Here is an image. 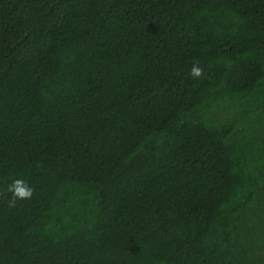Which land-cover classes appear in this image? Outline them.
I'll list each match as a JSON object with an SVG mask.
<instances>
[{
    "label": "trees",
    "instance_id": "16d2710c",
    "mask_svg": "<svg viewBox=\"0 0 264 264\" xmlns=\"http://www.w3.org/2000/svg\"><path fill=\"white\" fill-rule=\"evenodd\" d=\"M0 264H264V0H0Z\"/></svg>",
    "mask_w": 264,
    "mask_h": 264
},
{
    "label": "clouds",
    "instance_id": "9594fccd",
    "mask_svg": "<svg viewBox=\"0 0 264 264\" xmlns=\"http://www.w3.org/2000/svg\"><path fill=\"white\" fill-rule=\"evenodd\" d=\"M202 74L203 69L197 64H194L190 69V76L192 78H199ZM8 191L12 193L9 206H14L17 199H31L34 189L29 186L27 181L17 178L9 185Z\"/></svg>",
    "mask_w": 264,
    "mask_h": 264
}]
</instances>
